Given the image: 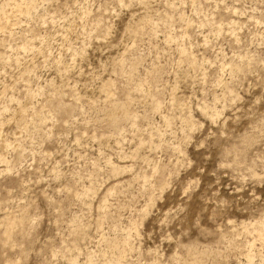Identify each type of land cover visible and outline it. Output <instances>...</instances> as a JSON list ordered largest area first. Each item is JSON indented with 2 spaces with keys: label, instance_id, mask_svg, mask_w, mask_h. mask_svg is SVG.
Wrapping results in <instances>:
<instances>
[{
  "label": "rangeland",
  "instance_id": "rangeland-1",
  "mask_svg": "<svg viewBox=\"0 0 264 264\" xmlns=\"http://www.w3.org/2000/svg\"><path fill=\"white\" fill-rule=\"evenodd\" d=\"M3 8L0 264H264V0Z\"/></svg>",
  "mask_w": 264,
  "mask_h": 264
},
{
  "label": "bare ground",
  "instance_id": "bare-ground-1",
  "mask_svg": "<svg viewBox=\"0 0 264 264\" xmlns=\"http://www.w3.org/2000/svg\"><path fill=\"white\" fill-rule=\"evenodd\" d=\"M17 2V1H16ZM21 2H23V1H21ZM17 6V5H16ZM20 7H21V5H20ZM20 7H18V10L19 11H21V9L22 8H20ZM4 9V10H3ZM2 9V11H1V13H0V18H1V16L3 15V17H4V15L6 14V11H5V8H3ZM17 8H15V11L17 12V10H16ZM26 9V8H25ZM14 10V9H13ZM17 13H19V12H17ZM22 14H23V11H22ZM5 18H6V16H5ZM4 18V19H5ZM2 20V19H1ZM9 20V18L6 20V21H8ZM9 22V21H8ZM7 22V23H8ZM1 24V23H0ZM8 25V24H7ZM13 25V24H12ZM1 26V25H0ZM4 27V26H3ZM8 27V26H7ZM6 28V27H5ZM5 28H4V30H5ZM127 106V105H126ZM122 108V107H121ZM128 108V107H127ZM125 110V109H124ZM125 112V111H124ZM112 117V116H111ZM114 118V117H113ZM27 132V131H26ZM6 147V146H5ZM264 238V237H263ZM262 242H264V241H262ZM116 251V250H115ZM195 261H197V260H195Z\"/></svg>",
  "mask_w": 264,
  "mask_h": 264
}]
</instances>
